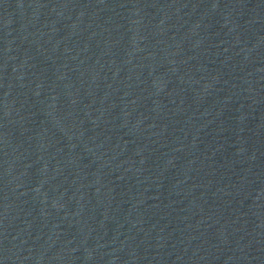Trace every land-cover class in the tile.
Wrapping results in <instances>:
<instances>
[{
	"label": "water",
	"instance_id": "water-1",
	"mask_svg": "<svg viewBox=\"0 0 264 264\" xmlns=\"http://www.w3.org/2000/svg\"><path fill=\"white\" fill-rule=\"evenodd\" d=\"M0 264H264V0H0Z\"/></svg>",
	"mask_w": 264,
	"mask_h": 264
}]
</instances>
